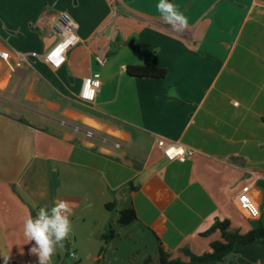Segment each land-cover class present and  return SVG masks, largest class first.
Wrapping results in <instances>:
<instances>
[{"label": "crops", "instance_id": "1", "mask_svg": "<svg viewBox=\"0 0 264 264\" xmlns=\"http://www.w3.org/2000/svg\"><path fill=\"white\" fill-rule=\"evenodd\" d=\"M171 2L189 19L182 33L161 20L157 0H0V51L27 57L14 72L0 58V264H36L23 220L58 199L73 205L72 264H96L103 247L101 264H157V238L187 260L183 249L200 255L220 239L201 236L217 219L240 233L264 227V0ZM59 12L77 23L80 43L53 70L30 54L58 41ZM141 65L166 75L126 74ZM95 73L101 87L83 105L81 83ZM159 139L195 153L170 161ZM246 185L256 219L238 208ZM130 207L137 220L120 227ZM109 223L116 236L105 245ZM53 264L66 263L58 254ZM208 264H264V238Z\"/></svg>", "mask_w": 264, "mask_h": 264}, {"label": "built area", "instance_id": "2", "mask_svg": "<svg viewBox=\"0 0 264 264\" xmlns=\"http://www.w3.org/2000/svg\"><path fill=\"white\" fill-rule=\"evenodd\" d=\"M51 33L58 38V41L52 45L43 55H38L36 52L30 54V56L38 58L40 57L44 63H46L51 69L59 70L67 61L68 52L77 47L80 43L79 36L77 34V23L72 16L66 12H59L52 16L50 23ZM0 58L5 61L10 71L14 72L16 69L21 68L26 62V55L19 54V56L12 61L11 54L6 50L0 51ZM95 60L98 65L103 66L107 61V57L97 56ZM101 87V76L99 73H95L90 77L85 78L79 89L78 100L83 105L92 104L97 97L99 89ZM237 105V103H234ZM88 137H94V133L91 130L86 131ZM157 147L162 151L165 158L170 161L177 160L181 163L186 162L195 153V150L184 147L178 143L168 142L164 139L157 141ZM116 147H120L119 143H115ZM239 210L249 219H256L260 217V208L256 202L250 196L249 185L244 186L238 197ZM71 258H74L73 253L70 254Z\"/></svg>", "mask_w": 264, "mask_h": 264}, {"label": "clouds", "instance_id": "3", "mask_svg": "<svg viewBox=\"0 0 264 264\" xmlns=\"http://www.w3.org/2000/svg\"><path fill=\"white\" fill-rule=\"evenodd\" d=\"M155 10L161 20L170 25L172 30L182 33L189 26L188 17L179 10L171 0H157ZM166 95L177 96L176 90L170 88ZM73 205L64 199H58L48 207H40L35 216L29 213L23 220V236L27 243H32L30 254L37 257L36 264H53V257L58 248H63L64 241L73 232ZM9 257H5L7 264Z\"/></svg>", "mask_w": 264, "mask_h": 264}, {"label": "trees", "instance_id": "4", "mask_svg": "<svg viewBox=\"0 0 264 264\" xmlns=\"http://www.w3.org/2000/svg\"><path fill=\"white\" fill-rule=\"evenodd\" d=\"M126 74L130 77L139 78H163L166 75V70L160 67L143 65L127 66ZM116 207L117 203L115 201L106 205V208L111 212L116 211ZM118 214L119 216L117 222L120 227H125L137 220V214L133 207L120 210ZM215 232L220 233V239L213 241L210 244L211 251L197 255L185 248L182 250V253L187 258V260L172 258V256L164 250L162 242L157 238V264H208L210 262L222 263L224 258L233 251L236 244L250 245L257 240L264 238V227L260 226L246 233H240L238 230H233L231 228V223L227 219L223 221L217 219L207 231L201 234V236H208ZM115 236L116 232L109 223L104 232L100 235V238L104 244L107 245ZM105 250V247L101 249L102 258L104 256ZM102 258L96 264H101ZM151 260V257H147L145 262L149 263Z\"/></svg>", "mask_w": 264, "mask_h": 264}, {"label": "rangeland", "instance_id": "5", "mask_svg": "<svg viewBox=\"0 0 264 264\" xmlns=\"http://www.w3.org/2000/svg\"><path fill=\"white\" fill-rule=\"evenodd\" d=\"M64 245L67 246V241H64ZM65 246L63 248H58V253L53 257V259H56L57 255L60 254L61 258L65 259L66 264H72V261L66 257V248ZM138 262H133L132 264H137ZM146 264H154L153 261H150L149 263Z\"/></svg>", "mask_w": 264, "mask_h": 264}]
</instances>
